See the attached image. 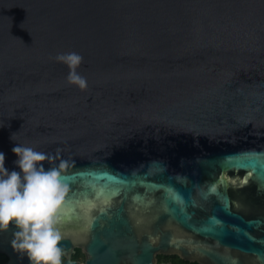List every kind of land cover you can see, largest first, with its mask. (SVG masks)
Wrapping results in <instances>:
<instances>
[{
    "label": "water",
    "instance_id": "1",
    "mask_svg": "<svg viewBox=\"0 0 264 264\" xmlns=\"http://www.w3.org/2000/svg\"><path fill=\"white\" fill-rule=\"evenodd\" d=\"M15 143L66 162L63 264H264V0H0L9 170Z\"/></svg>",
    "mask_w": 264,
    "mask_h": 264
},
{
    "label": "clouds",
    "instance_id": "2",
    "mask_svg": "<svg viewBox=\"0 0 264 264\" xmlns=\"http://www.w3.org/2000/svg\"><path fill=\"white\" fill-rule=\"evenodd\" d=\"M55 58L69 66L70 82L87 86V78L77 71L82 54L59 52ZM12 151L18 168L11 170L0 151V229L10 222L16 226L13 246L28 256L30 264H63L58 224L59 208L67 192L61 180L66 162L45 167V153L20 143H15Z\"/></svg>",
    "mask_w": 264,
    "mask_h": 264
},
{
    "label": "trees",
    "instance_id": "3",
    "mask_svg": "<svg viewBox=\"0 0 264 264\" xmlns=\"http://www.w3.org/2000/svg\"><path fill=\"white\" fill-rule=\"evenodd\" d=\"M157 258H158V262L170 261L173 264H197V263L184 261V260L180 259L179 257H177L176 255H169V256L158 255ZM72 259L77 260L79 263H81L83 261V259H84L83 254L81 253V251L79 249H76L75 253L72 255ZM6 260H7L6 256L3 254H0V264H3ZM62 260H63V258H62Z\"/></svg>",
    "mask_w": 264,
    "mask_h": 264
},
{
    "label": "snow or ice",
    "instance_id": "4",
    "mask_svg": "<svg viewBox=\"0 0 264 264\" xmlns=\"http://www.w3.org/2000/svg\"><path fill=\"white\" fill-rule=\"evenodd\" d=\"M213 187H215V186H213ZM177 199H179V197H177Z\"/></svg>",
    "mask_w": 264,
    "mask_h": 264
}]
</instances>
